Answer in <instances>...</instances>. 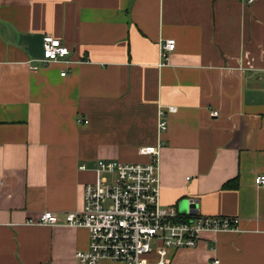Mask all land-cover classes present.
Listing matches in <instances>:
<instances>
[{
  "label": "crops",
  "instance_id": "crops-1",
  "mask_svg": "<svg viewBox=\"0 0 264 264\" xmlns=\"http://www.w3.org/2000/svg\"><path fill=\"white\" fill-rule=\"evenodd\" d=\"M45 35L69 54L44 65ZM158 142L163 206L239 218L168 264H264V0H0V264H79L85 228L28 221L80 209L97 161Z\"/></svg>",
  "mask_w": 264,
  "mask_h": 264
},
{
  "label": "built area",
  "instance_id": "built-area-1",
  "mask_svg": "<svg viewBox=\"0 0 264 264\" xmlns=\"http://www.w3.org/2000/svg\"><path fill=\"white\" fill-rule=\"evenodd\" d=\"M253 3L255 0H245ZM175 48V40L160 42V56L166 60ZM69 49L57 38L45 35L42 39V63L47 65L65 58ZM36 71V65L30 66ZM65 73L63 72L62 75ZM175 106L159 107L157 130L167 129L166 113ZM217 111L210 115L216 116ZM79 122H82L79 120ZM87 123L86 120L83 121ZM162 144L146 146L139 153L149 156L143 163L99 160L93 169L95 179L83 188L80 209L59 215L42 211L30 224L85 228L89 243L78 250L79 264H100L104 261L122 264H168L171 251L196 247L202 233L238 231L239 218L235 216L202 215L188 209L179 212L176 207L161 203L160 150ZM80 170L87 167L83 164ZM257 187L264 186V175L254 179ZM2 180L0 179V186ZM193 203L189 200V204ZM155 255L154 260L149 258ZM213 260L210 264H218Z\"/></svg>",
  "mask_w": 264,
  "mask_h": 264
},
{
  "label": "water",
  "instance_id": "water-1",
  "mask_svg": "<svg viewBox=\"0 0 264 264\" xmlns=\"http://www.w3.org/2000/svg\"><path fill=\"white\" fill-rule=\"evenodd\" d=\"M179 207H180L181 212L185 213L187 210V207L190 209L192 205H190L188 201H183L180 203Z\"/></svg>",
  "mask_w": 264,
  "mask_h": 264
},
{
  "label": "trees",
  "instance_id": "trees-1",
  "mask_svg": "<svg viewBox=\"0 0 264 264\" xmlns=\"http://www.w3.org/2000/svg\"><path fill=\"white\" fill-rule=\"evenodd\" d=\"M226 188H236L237 186V181L236 180H231L226 182V184L224 185Z\"/></svg>",
  "mask_w": 264,
  "mask_h": 264
}]
</instances>
